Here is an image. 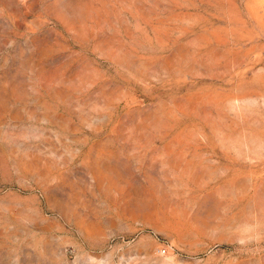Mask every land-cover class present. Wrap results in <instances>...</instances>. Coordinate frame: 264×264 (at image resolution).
Returning a JSON list of instances; mask_svg holds the SVG:
<instances>
[{
    "label": "rangeland",
    "instance_id": "rangeland-1",
    "mask_svg": "<svg viewBox=\"0 0 264 264\" xmlns=\"http://www.w3.org/2000/svg\"><path fill=\"white\" fill-rule=\"evenodd\" d=\"M0 264H264V0H0Z\"/></svg>",
    "mask_w": 264,
    "mask_h": 264
},
{
    "label": "bare ground",
    "instance_id": "bare-ground-1",
    "mask_svg": "<svg viewBox=\"0 0 264 264\" xmlns=\"http://www.w3.org/2000/svg\"><path fill=\"white\" fill-rule=\"evenodd\" d=\"M248 149H249V147H247ZM247 148H245V149H247Z\"/></svg>",
    "mask_w": 264,
    "mask_h": 264
}]
</instances>
